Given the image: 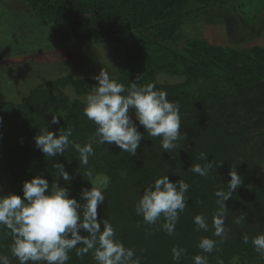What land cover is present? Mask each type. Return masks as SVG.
<instances>
[{
  "label": "trees",
  "instance_id": "obj_1",
  "mask_svg": "<svg viewBox=\"0 0 264 264\" xmlns=\"http://www.w3.org/2000/svg\"><path fill=\"white\" fill-rule=\"evenodd\" d=\"M19 1L26 5L35 19H38L44 27L59 22L65 25L71 20L81 19L83 14H89L91 24L82 29L68 31L64 36H61L55 29L50 32L53 33V37L55 35L60 37L59 44L69 43L68 41L72 42V40L74 42H93L109 37L116 39L122 45L126 57L125 61L118 66L120 79L125 87H129L130 81L135 80L139 73L149 70H151L149 77L147 79L143 77L145 80L142 81L141 86L153 83V77L158 72L179 73L187 76L184 83L178 85L154 83L157 90L167 93L169 101L178 104L179 116L184 115L185 117V113L193 110L201 112L197 119L193 118L197 112H190L188 113L189 117L186 116L187 118L183 117L180 120L181 138L177 141V148L167 152L161 147L160 137L150 138L145 133L135 156L121 151L115 145L104 144L103 146L107 148L105 154L107 162L96 167L109 174L112 173L111 168L118 169L122 166L120 169L123 170L122 174L116 173L117 180H113L117 182V187L104 192L105 202L102 204L104 206H99L98 215L111 223L115 229L116 239L121 241L125 247L135 250L140 264H155V257L159 258L163 251L157 247L161 246L159 243L155 242L153 247L150 246L148 240L153 235L152 233H156L155 227L145 224L143 217L136 214L135 204L143 190L153 185L159 177L168 175L173 182L180 179L187 181L185 177L190 175V171H185L184 176L182 169L197 159L198 153L203 147L201 146L203 141L206 146L209 144L215 146L220 140L221 134L224 133L230 137L234 136V140L239 144L243 143L245 141L243 136L234 132L241 118L252 121L255 128L264 127V48L252 47L249 50L230 49L225 51L220 47L207 46L204 41L192 40L187 41L184 47L180 48V52H177L179 36L175 39L173 37L183 23L185 13L179 10V6L184 0ZM231 1L239 0H225L227 3ZM200 2L203 5L200 9L204 10L219 5L224 0H200ZM49 28L51 29V27ZM143 30L146 35L142 33ZM166 40L170 41V44H166ZM140 62L145 64V68L139 65ZM205 67L211 72L206 73ZM211 77L212 80H209ZM68 83H73L79 94L89 87L92 88L93 84L92 81L80 80L77 83L72 79H60L52 81L49 84V90H43L40 84L36 89L30 90L23 96L20 104L26 106L28 112L45 113L48 121H51L52 113L63 114L65 117L60 118L59 124H52L53 127L58 128L59 133V130L62 131L64 128L70 127L69 124H74L76 121L74 117L79 115L78 111L83 107L78 100L70 101L69 97L62 93L61 90ZM206 85L211 86L212 90L201 97L199 92ZM189 89L191 90L189 91ZM194 91H198L199 95L192 96ZM207 97L209 98L207 99ZM14 106L18 105L12 101L4 103L0 101V114L6 113ZM73 113L77 115L73 116ZM26 116H23L24 120L11 135L15 136L14 140H16L19 136L17 132L20 131L26 141L17 140L15 148L11 151L3 149L0 144V180L6 181L10 191L14 182L12 176L16 177L17 175L18 178L23 175L30 176V171L33 169L26 168L25 156L19 158L18 153L20 152L25 154L29 152L35 155V159L39 156L37 158L39 168L34 169L42 173L46 172L40 167L48 165L50 171L55 160L63 163L64 167H68V170H80L81 172L79 154L71 145L66 149L64 155L55 158L44 157V154L35 147L34 143L37 128L30 124L29 117ZM199 123L211 124L217 128L210 130L211 135L209 131L199 127L197 125ZM76 129L78 128L75 127L73 130L74 134L72 133L71 139L84 145L86 138L83 134L86 136V130L83 128L77 132ZM138 130L144 132L142 126H138ZM195 131L201 137L200 140L197 137H192ZM78 133H81L79 138ZM115 157L116 159H114ZM39 162L42 163L41 166ZM230 164L235 163L229 159L228 164L224 167L226 170L219 168L221 171H219L218 180L221 183L230 177L228 172ZM84 167L86 168V166ZM255 173V168H243L242 178L250 180L253 186H260L257 178H255L256 182H253ZM36 174L38 173L36 172ZM17 187L13 191L22 197V186ZM227 207L226 215L228 219H232L228 222L227 227L230 234L222 243L217 242L216 249L218 250L214 249L212 253H205L198 247H181L186 251L179 264H193V257L196 255L206 256L208 264H218V259L227 264L234 256L239 257L240 264H264V257L255 251L251 242L252 238L264 234V220H261L259 215L260 211L264 209V203L259 200H253V203L247 202L243 212L240 210L241 207L232 203L227 204ZM190 210H185L187 212L183 215L192 217V214L195 213ZM242 214L246 216L245 222L235 223V218ZM139 221L142 227L136 225ZM181 222L183 219L180 213L179 226ZM6 231V236L0 237V254L8 251L12 242L11 235L7 229ZM245 235L249 238L248 243H244ZM174 236L176 233L172 235V237ZM90 255L91 252L81 258L76 256L75 250H72L69 253L70 260L68 261L70 262L67 264H74V260L81 264H90L88 263ZM169 258H171L170 264H176L172 256Z\"/></svg>",
  "mask_w": 264,
  "mask_h": 264
},
{
  "label": "rangeland",
  "instance_id": "obj_2",
  "mask_svg": "<svg viewBox=\"0 0 264 264\" xmlns=\"http://www.w3.org/2000/svg\"><path fill=\"white\" fill-rule=\"evenodd\" d=\"M202 7L203 5L200 0H184L180 4L179 10L185 13V15L182 25L173 37V39H175V37L178 38L179 36L177 41V52H180V48L184 47L187 41L192 40L204 41L207 46L214 48L220 47L225 51L230 49L239 51L249 50L252 47L264 48V0H239L228 3L224 0L223 3L212 8L201 10L200 8ZM89 24H91L90 15L83 14L81 19L71 20L65 25L59 22L44 27L40 24L38 19H35L22 1L0 0V101L3 103L5 101H12L18 105L9 109L6 113L0 114V144L3 149L11 151V149L15 148L14 146L17 140L20 142L26 141L25 136L20 131L17 132L19 136L16 140H14L15 136H11L15 128L24 120V115H27L26 117H29L30 124L37 128L36 133L45 128H49V130L58 135V128L52 126L45 113L43 114L37 111L28 112L26 106H22L20 103L23 96L28 94L30 90L36 89L38 85L41 84L43 90H49V84H51L52 81L55 82L60 79H72L77 83H79L80 80L87 82L92 81V88H87L81 94L75 89L73 83L64 85L61 90L62 93L69 97L70 101L78 100L83 106L82 110L78 111L79 115L73 113V116L77 115L74 117L76 121H74L73 125L69 124V126L73 128V130H75V127L78 128L76 129L77 132H80V130L84 128V130H86V136L84 134L83 136L86 138V143L92 141L96 125L87 117H83V109L85 107L83 98L97 84V81L94 80L93 77L97 75L102 68L106 70L113 79L122 83L118 66L122 64L126 58L123 47L120 42L111 37L101 41L74 42L72 40V42L68 41L69 43L62 42L59 44L60 37H56V35L53 37V33L50 32L52 29H55L61 36H64L68 31L82 29ZM49 27H51V29ZM142 33L146 35L144 30ZM165 42L166 44H170V41L166 40ZM139 65L145 68V64L140 62ZM150 71L151 70L139 73L135 80L130 81V84L131 82H137V85L141 86L140 84L145 80L143 77L147 79ZM204 71L207 73L210 70L205 67ZM186 79L187 76L185 74L158 72L154 75L152 81L155 84L178 85L184 83ZM209 80H212V77ZM190 90L191 89H189V91ZM211 90V86H203L199 92L200 96L203 97L202 95H207ZM198 95V91H194L192 94V96ZM208 98L209 97H207V99ZM190 103L194 104L193 102ZM207 104H209V102H207ZM209 107L211 109V106ZM201 111L203 112L204 110L202 109ZM190 112H197L196 115L193 116L194 119H197V117L199 118L201 113L200 110H193ZM188 113H185V117L184 115L179 116L180 120L183 117H189ZM130 114H132L134 118V113H132L131 110ZM79 116L81 117L78 119ZM83 121L84 123L82 124ZM239 122L234 132L236 131L243 136L242 138L245 140L243 143L239 144V142L234 140V136L230 137L224 133L221 134L220 140L215 146H210V144L206 146L204 141L202 142L201 146L203 147L193 163H200L203 165L205 161L201 159V153H204L207 154L208 160L217 165L216 169L210 170L207 176H200L191 172L190 167L194 165L193 163L182 169L184 176L185 171H190V175L185 177L187 180L186 182L190 186L186 193L188 199L186 201L187 206L185 210L191 209L190 211H194L195 214L189 217L183 215L187 211L184 210L181 213L183 222L180 223V226L177 222L175 228L176 236L174 237L168 235L160 228V225L164 222L163 218L154 224V231L156 233H152L153 235L148 241H150V246L152 247L155 245V242L159 243L161 246L157 247L163 251V254L161 253L159 258L158 256L155 257V264H170L171 258H169V256H172L171 249L174 246L179 248L184 246L197 247L199 241L203 237H208L216 242L222 243L220 237L213 235L214 228L212 226V219L214 212L218 208L216 204L217 197L214 193L221 188L227 190V182L230 177L223 183L218 180V177L219 171H221L219 168L226 170L224 167L228 164L229 159L235 163L230 164L229 168L232 169L234 167L233 170H236L241 175V178L243 168H255L256 173L254 174L253 182H256L255 178H257V182L261 185L253 186L250 180L242 178V185L232 193V197L226 201V205L232 203L235 206L241 207L240 210L243 212L247 202L253 203V200H259V202L264 203V127L259 129L255 128L252 121L248 119L241 118ZM197 125L209 131L211 135L212 133L210 130L217 128L211 126V124L199 123ZM80 136L81 133H78V138ZM71 137L70 140H72ZM192 137H197L199 140L201 138L197 131H195ZM92 143L95 154L89 157V163L86 166L87 169L85 167L83 168L84 165H81L82 171L78 172V170L71 171L67 169L68 167H65L66 171H71L69 173L72 176V180L67 184L63 179L59 180L62 186L69 188L70 195L77 199H79V192L82 188L91 187L90 183L86 180L87 177L84 176L85 171L88 169L93 170L94 174L104 173L110 177V184L104 192L106 190H113L117 187V182L113 180L116 179V173L122 174L123 172V170L120 169L122 166L118 169L111 168V174L99 169V167L98 170L96 168L97 166L107 162L105 157L107 148L103 146L104 144H97L94 141H92ZM18 156L19 158L25 156L26 168H33L30 171V176L23 175L21 178H18L17 175L16 177L12 176L11 178L14 182L11 191L5 180H0V195L14 192L13 190L14 188L16 190L17 186L23 187V182L35 176L36 172L38 173L36 175L47 176L50 184L55 179L52 175L55 173L53 166H51L52 170L50 171L48 170V165L40 167V169L44 170L46 173L34 169L39 168V166H37V158L39 156L35 159V155L29 152L26 154L20 152ZM114 159H116V157ZM39 163L41 166L42 163ZM229 171L230 170H228V172ZM17 188L20 189L21 187ZM100 206L102 207L104 205ZM200 214L204 215L207 219L209 225L208 231L197 230V226L193 222V218ZM259 215L261 216V220H264V209L260 211ZM230 221H232V219H228L226 215V235L223 241L230 234L229 231H227L228 222ZM136 225L138 227L141 225L142 227L140 221L137 222ZM6 234V229L0 228V237L4 238ZM169 237L171 238L169 239ZM7 252L11 264H19L16 258L12 257L10 248L8 251L3 252V254L6 255ZM234 257H232L227 264H233ZM88 263L96 264L92 257V253L88 259ZM240 263L241 261L238 259L236 264ZM74 264H81V262L78 263L74 260Z\"/></svg>",
  "mask_w": 264,
  "mask_h": 264
},
{
  "label": "clouds",
  "instance_id": "obj_3",
  "mask_svg": "<svg viewBox=\"0 0 264 264\" xmlns=\"http://www.w3.org/2000/svg\"><path fill=\"white\" fill-rule=\"evenodd\" d=\"M93 79L97 84L83 98V113L96 125L92 141L115 145L135 156L146 133L150 138L160 137L161 147L167 152L177 148L181 138L179 106L167 99L165 91L157 90L154 83L138 86L137 82H131L126 88L103 68ZM61 117L65 116L52 113L50 123L59 124ZM138 126H142L144 132L139 131ZM72 133L70 127L59 130L58 135L45 128L34 135L35 147L45 158H55L64 155L71 145L79 154V164L87 166L89 157L95 154L93 143H76L70 140ZM201 159L205 163L191 165L190 170L207 176L217 165L208 160L207 154L201 153ZM53 168L55 179L51 184L43 175H35L23 182L22 197L14 192L0 195V228L7 229L12 237V257L19 264H67L69 253L75 250L76 256L81 258L91 252L96 264H140L135 250L116 239L111 223L98 215V206L105 202L104 190L110 184V177L88 169L84 176L91 187L82 188L77 199L70 195L68 187L59 183L60 179L66 184L72 180L64 164L55 160ZM229 176L227 190L221 188L214 193L218 208L212 219L213 235L220 237L221 242L226 235V201L242 185L241 175L236 170L230 169ZM189 187L186 181L173 182L168 175L157 178L153 185L143 190L135 204L136 214L142 216L147 225H154L163 218L160 228L174 235L180 213L187 206ZM245 220L242 214L234 222L241 224ZM193 222L197 230L208 231L204 215H196ZM243 240L248 243V236ZM251 242L255 251L264 257V234L252 238ZM216 244L215 240L203 237L197 247L212 253ZM171 251L173 260L179 264L186 250L174 246ZM238 259L234 257L233 264ZM0 264H11V261L7 255L0 254ZM193 264H208V259L196 255ZM218 264H224L223 260L218 259Z\"/></svg>",
  "mask_w": 264,
  "mask_h": 264
}]
</instances>
